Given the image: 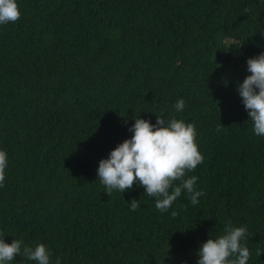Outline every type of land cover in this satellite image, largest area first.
Instances as JSON below:
<instances>
[{
    "label": "trees",
    "instance_id": "obj_1",
    "mask_svg": "<svg viewBox=\"0 0 264 264\" xmlns=\"http://www.w3.org/2000/svg\"><path fill=\"white\" fill-rule=\"evenodd\" d=\"M18 4L22 18L0 26L5 242L43 243L61 264H197L231 220L248 229V264H264V137L237 91L264 52V0ZM161 113L195 123L204 162L189 175L206 193L195 206L182 193L166 213L138 185L108 196L97 175L134 118Z\"/></svg>",
    "mask_w": 264,
    "mask_h": 264
},
{
    "label": "clouds",
    "instance_id": "obj_2",
    "mask_svg": "<svg viewBox=\"0 0 264 264\" xmlns=\"http://www.w3.org/2000/svg\"><path fill=\"white\" fill-rule=\"evenodd\" d=\"M22 15L18 0H0V26L15 24ZM246 64L250 75L238 84L237 91L252 122L254 134L264 137V52L249 58ZM185 107L182 98L174 105L178 113ZM163 115H155V124L134 118L133 126L128 129L132 133L131 138L118 144L108 158L99 161L97 175L108 196L113 192L123 194L138 185L144 188L145 194L154 198L155 208L166 213L182 193L187 194L194 206L206 193L197 190L198 177L189 175L204 162L195 123L174 117L165 120ZM223 128L220 124L216 131ZM8 163L7 151L0 150V188L6 186ZM139 207V202L133 199L130 210L135 212ZM171 215L175 218L178 213L172 211ZM248 239L246 226H233L228 220L223 234L210 236L200 246L197 264H248L252 255L247 247ZM167 249L169 251V244ZM256 254L264 255L260 251ZM18 256L35 264H61L59 258L53 261L52 252L43 243L29 246L22 239H13L8 244L0 234V264H13Z\"/></svg>",
    "mask_w": 264,
    "mask_h": 264
}]
</instances>
